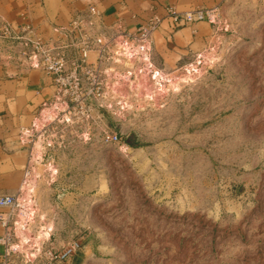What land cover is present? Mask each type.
Masks as SVG:
<instances>
[{
    "label": "rangeland",
    "instance_id": "rangeland-1",
    "mask_svg": "<svg viewBox=\"0 0 264 264\" xmlns=\"http://www.w3.org/2000/svg\"><path fill=\"white\" fill-rule=\"evenodd\" d=\"M42 7L54 23L70 10ZM218 7L166 98L130 97L121 113L119 98L106 116L35 134L38 221L57 249L80 241L71 264H264V0Z\"/></svg>",
    "mask_w": 264,
    "mask_h": 264
},
{
    "label": "built area",
    "instance_id": "built-area-1",
    "mask_svg": "<svg viewBox=\"0 0 264 264\" xmlns=\"http://www.w3.org/2000/svg\"><path fill=\"white\" fill-rule=\"evenodd\" d=\"M166 11L165 16L150 15L131 31L118 22L107 24L103 13L89 4L67 24L55 26L50 38L37 34L31 25L16 28L0 18V55L17 68L40 71L53 80L52 97L21 138L30 149L21 186L15 194L0 196V264H71L81 250L80 241L73 239L57 249L53 226L38 221L40 210L32 175L35 134L57 124L84 123L93 113L106 116L109 104L119 98L126 100L120 113L130 97L144 96L153 101L166 98L177 78L154 64V33L166 17L178 24L206 22L216 26L220 16L219 7L186 12L168 7ZM201 65L202 55H198L197 63L184 71L197 76ZM124 86L132 93L128 98ZM106 140L115 144L119 137L109 134Z\"/></svg>",
    "mask_w": 264,
    "mask_h": 264
},
{
    "label": "crops",
    "instance_id": "crops-1",
    "mask_svg": "<svg viewBox=\"0 0 264 264\" xmlns=\"http://www.w3.org/2000/svg\"><path fill=\"white\" fill-rule=\"evenodd\" d=\"M224 1L0 0V18L16 28L31 25L37 34L50 38L55 26L67 24L75 13L86 10L92 3L105 12L110 20L119 17L125 26L131 28L137 27L154 13L165 16L168 7L186 12L198 8L222 7ZM47 3L70 4L69 13L63 22L54 23L56 16L51 18L44 14L42 6ZM50 23L53 25L50 26ZM215 27L206 22L178 24L166 17L153 36L154 64L166 72L188 65L195 59V54L210 43ZM52 82L48 75L17 68L0 55V196L15 194L20 187L30 152L21 143V138L32 127L42 105L52 97ZM2 233L0 226V235Z\"/></svg>",
    "mask_w": 264,
    "mask_h": 264
},
{
    "label": "bare ground",
    "instance_id": "bare-ground-1",
    "mask_svg": "<svg viewBox=\"0 0 264 264\" xmlns=\"http://www.w3.org/2000/svg\"><path fill=\"white\" fill-rule=\"evenodd\" d=\"M39 155L41 156L40 152H39ZM35 180H36L35 177H33V182H34ZM32 187H34V185L31 186V188H32Z\"/></svg>",
    "mask_w": 264,
    "mask_h": 264
}]
</instances>
